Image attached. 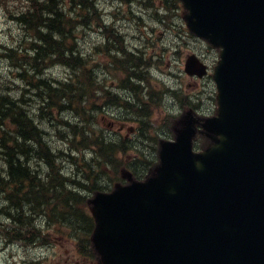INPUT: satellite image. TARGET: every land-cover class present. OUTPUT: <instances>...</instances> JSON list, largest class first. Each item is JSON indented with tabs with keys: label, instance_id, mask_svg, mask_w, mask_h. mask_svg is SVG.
Returning <instances> with one entry per match:
<instances>
[{
	"label": "water",
	"instance_id": "1",
	"mask_svg": "<svg viewBox=\"0 0 264 264\" xmlns=\"http://www.w3.org/2000/svg\"><path fill=\"white\" fill-rule=\"evenodd\" d=\"M183 1L191 30L221 48L214 144L194 152L188 129L146 181L95 193L101 264H264V0Z\"/></svg>",
	"mask_w": 264,
	"mask_h": 264
},
{
	"label": "trees",
	"instance_id": "2",
	"mask_svg": "<svg viewBox=\"0 0 264 264\" xmlns=\"http://www.w3.org/2000/svg\"><path fill=\"white\" fill-rule=\"evenodd\" d=\"M24 4L14 7L15 12L11 8V16L28 31L30 42L23 47L0 46V59L7 60L11 69L17 67L16 77L25 81L42 101L37 109L38 120L28 109L25 95L16 96L13 84L0 81V151L6 162V175H0V190L10 203L9 211H15L7 213L11 223L3 227L2 236L10 243L48 242L36 227L37 220L45 216L49 224L61 222L79 232L78 246L89 248L94 220L88 210L87 193L111 188L121 179V166L130 163L124 155L139 147L135 141L107 137L95 127L93 112L97 106L91 104L90 97L97 82L90 58L78 46L75 31L80 20L88 24L87 18L95 12L93 0H25ZM78 8L83 11L81 14L77 13ZM118 43L114 41L116 46ZM117 49L122 58L114 56L115 65H122L128 80L140 78L138 68L143 60L123 47ZM58 64L72 69L75 76L62 81L46 74ZM99 88L111 100L110 89ZM113 97L117 98L115 93ZM132 104L126 102L127 108L140 117L152 115L143 99L140 106ZM68 111L77 114L76 121L64 116ZM40 118L60 128L61 137L69 141L67 148L56 150L50 145ZM140 126L143 129L146 121L140 120ZM69 150L83 155L80 166L74 159L77 172L70 177L61 163L63 156L71 157ZM88 150H92V157L86 159L84 153ZM32 156L44 162L45 172L32 167ZM138 159L144 165L139 173L149 172L154 162Z\"/></svg>",
	"mask_w": 264,
	"mask_h": 264
},
{
	"label": "rangeland",
	"instance_id": "3",
	"mask_svg": "<svg viewBox=\"0 0 264 264\" xmlns=\"http://www.w3.org/2000/svg\"><path fill=\"white\" fill-rule=\"evenodd\" d=\"M96 1L100 6V13H102L105 21H120L118 26L123 29L124 33L129 37V41L127 42L128 46L131 48L139 47L145 50L147 49L146 45L150 46L149 51L153 54L152 61L157 60L159 65H156V67H161V69L158 70V75H170V79L167 80L168 83L176 86L182 85L184 87L183 94H199V100L202 101L201 110L204 109L207 113L210 112L209 114H213L216 111L214 82L211 78L199 80L186 75L184 72V63L189 54L196 52L200 55L203 54L205 60L214 65L218 60V51L207 43L196 40L189 33L185 32L186 30L188 31V29L182 17L183 9L171 10L169 14L164 16L165 21H162L157 17V13L160 11V7L157 6H160V3L156 4L155 8H152V10L142 5L141 7H136V10H144V19L137 23L133 21L129 15L127 16L128 3L126 1ZM154 2L157 3L158 0ZM169 4L173 6L172 1H169ZM17 5H22L20 0H2L0 3V45L11 46L20 44V46H22L28 45L30 42L28 32L25 28L12 20V9L14 10V7L17 8ZM169 24H174V27L171 28L170 26L172 30L167 32L166 28L169 27ZM179 32L183 37L178 36ZM148 38L150 39L148 40ZM170 38L173 39V41ZM78 39L81 50L85 52L86 56H89L92 44L94 45V43H97L99 38L96 35L91 36L89 28L86 27L79 28ZM101 54L102 53L98 51L95 52L97 57H100ZM12 70L7 60H0V81L2 83H9V85L13 84V87H28L23 80H17L15 83L13 82L15 76ZM113 73L114 82H112L111 79L109 82H104V85L110 86V83L116 85L124 77L121 69L114 68ZM50 74L58 78H65L72 75V70L64 67H57L53 69ZM166 103L167 106L158 108L153 112L151 119L153 124L152 130L158 129L160 133H163L161 132V128L163 127L162 124H164V120L169 113L172 115H181L184 112V109L181 110L171 96L169 100H166ZM168 105H170L169 109H167ZM34 108L37 110L36 105ZM73 115L77 116V114ZM64 116L70 118V113H65ZM77 120H79V117ZM72 121L76 120L74 119ZM97 121H99L101 130L107 132L113 129L115 133L124 136L127 135V130L134 125L133 122H130V125L126 123L122 131L120 128L122 122L119 121L112 124V120H110V117L104 112L98 114L96 122ZM40 122L52 146L60 149L65 148L66 145L62 141L57 125L51 124L43 118H40L39 123ZM135 156L136 152L130 153L129 159L132 158L131 163L137 161L134 159ZM3 163V158L0 156V166H2ZM32 164L34 165V163ZM0 219L4 222L6 217L1 214ZM7 224H9V221L6 220L2 225ZM2 225L0 223V235L3 232ZM46 228L47 226L45 229ZM60 228L64 230L62 233H58ZM47 231L51 235V239H49L51 244L43 247L37 246V248L22 243H5V240L0 237V264H75L78 261L83 263L77 252L76 243L69 235L71 232L68 229L64 228L63 225H55ZM53 232L55 234H53ZM86 263L89 264V262Z\"/></svg>",
	"mask_w": 264,
	"mask_h": 264
},
{
	"label": "bare ground",
	"instance_id": "4",
	"mask_svg": "<svg viewBox=\"0 0 264 264\" xmlns=\"http://www.w3.org/2000/svg\"><path fill=\"white\" fill-rule=\"evenodd\" d=\"M107 34H108L109 38H111V39H115V35L112 34L111 32H107Z\"/></svg>",
	"mask_w": 264,
	"mask_h": 264
},
{
	"label": "flooded vegetation",
	"instance_id": "5",
	"mask_svg": "<svg viewBox=\"0 0 264 264\" xmlns=\"http://www.w3.org/2000/svg\"><path fill=\"white\" fill-rule=\"evenodd\" d=\"M75 264H83V263H81V261H78V262H76Z\"/></svg>",
	"mask_w": 264,
	"mask_h": 264
}]
</instances>
